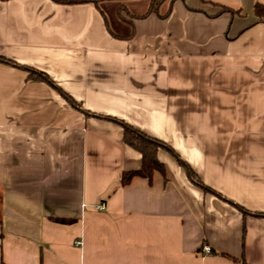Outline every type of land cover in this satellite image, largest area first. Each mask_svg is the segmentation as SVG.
I'll list each match as a JSON object with an SVG mask.
<instances>
[{
  "label": "crops",
  "instance_id": "1",
  "mask_svg": "<svg viewBox=\"0 0 264 264\" xmlns=\"http://www.w3.org/2000/svg\"><path fill=\"white\" fill-rule=\"evenodd\" d=\"M136 2L0 0V264H264V0Z\"/></svg>",
  "mask_w": 264,
  "mask_h": 264
},
{
  "label": "trees",
  "instance_id": "2",
  "mask_svg": "<svg viewBox=\"0 0 264 264\" xmlns=\"http://www.w3.org/2000/svg\"><path fill=\"white\" fill-rule=\"evenodd\" d=\"M55 1L63 2V3H76V4L82 3V2H92L97 7H99V3L102 0H55ZM166 1L167 0H151L148 12L141 14V15H132V16L136 17V18L146 17L149 14H151V12H152V13L158 14L161 17H166V15L168 16L170 10H168L166 13H163V14H160V12H159L161 5ZM171 1H173V0H171ZM124 9H125L124 5H121L119 7L120 14H121V11ZM223 9L230 11V12H233L232 9H230L228 7H224ZM255 12H256L257 16L259 17V19H262L264 17V4L257 2V4L255 5ZM122 17H123V15H122ZM114 35L116 37H120V38L131 36V35H126V36L121 35L120 36V34H114ZM0 61L4 62V63H8V64H13V65L18 64V63L16 64V62L11 60V59H8L6 57H1V56H0ZM29 69L35 74V76L37 78L42 79L43 81L45 80L48 83H50L52 86L56 87L65 98L69 99L70 103L73 104V106L80 107V104L72 96H70L67 92H65L63 89H61L59 86H57L56 83L48 75H46L44 72H38L33 68H29ZM104 118H107V119H110V120H113V121H116V122L122 124L124 127V141L129 146L138 150L142 154V162L143 163H142L141 168L131 170V171H125L122 175V180H121L122 185L129 184L131 182V180L133 178H135L136 176L145 177V178H149L150 180H152V177H153V174L155 171H160L165 175V173H166L165 165L159 160V157H158V152L161 148L171 152L178 159L180 158L179 155L176 154V152L174 150L175 148H173L167 142H165L161 139L149 136L145 132H142L141 130L134 128L129 123H127L123 120H120L118 118H115L112 116H104ZM193 181L196 185H198L199 187L204 189L205 193L208 192V193H212V194L221 196L219 192H217L213 188L206 185V183L204 184L199 178L194 176ZM242 210L246 211L247 213L249 212V211L244 210V209H242ZM258 216H264V214H258Z\"/></svg>",
  "mask_w": 264,
  "mask_h": 264
},
{
  "label": "rangeland",
  "instance_id": "3",
  "mask_svg": "<svg viewBox=\"0 0 264 264\" xmlns=\"http://www.w3.org/2000/svg\"><path fill=\"white\" fill-rule=\"evenodd\" d=\"M146 4V0H139V2H136L133 5H129L128 7L130 8L131 11H136L139 12L141 10V7ZM108 13V19L110 24L112 25L113 28H116V16L113 14L112 10L107 9Z\"/></svg>",
  "mask_w": 264,
  "mask_h": 264
},
{
  "label": "built area",
  "instance_id": "4",
  "mask_svg": "<svg viewBox=\"0 0 264 264\" xmlns=\"http://www.w3.org/2000/svg\"><path fill=\"white\" fill-rule=\"evenodd\" d=\"M106 206H105V203H100V204H97L96 205V208L97 209H104ZM77 243H80V242H77ZM203 250L205 251V252H211V247L209 246V245H204L203 246Z\"/></svg>",
  "mask_w": 264,
  "mask_h": 264
}]
</instances>
